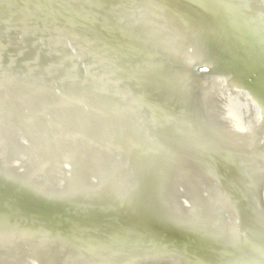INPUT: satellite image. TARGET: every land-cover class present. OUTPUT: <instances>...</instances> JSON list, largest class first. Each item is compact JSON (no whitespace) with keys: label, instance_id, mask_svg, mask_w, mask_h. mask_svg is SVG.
Instances as JSON below:
<instances>
[{"label":"bare ground","instance_id":"1","mask_svg":"<svg viewBox=\"0 0 264 264\" xmlns=\"http://www.w3.org/2000/svg\"><path fill=\"white\" fill-rule=\"evenodd\" d=\"M74 1L0 0L5 85L0 97L28 109L16 93L21 84L30 99L44 101L55 113L50 131L36 137L45 148L0 142V234L19 238L23 248L6 260L7 240L0 244V261L254 264L264 249V0H80L82 6ZM215 7L226 9L235 21L244 62L227 59ZM203 22H211L215 43ZM191 35L188 48L176 46ZM152 53L163 59L164 68H173L171 80L162 79V62ZM207 62L220 69L196 75L194 66L203 72ZM37 70L45 75L39 78ZM181 72L186 79L176 81ZM113 74L138 90L153 119L134 105ZM152 76L154 86L137 80ZM203 98L198 112L205 118L195 116L186 138L182 103L197 111L195 102ZM74 110L82 112V119L74 117ZM208 115L215 135L235 151L199 138ZM148 125L185 155L162 150ZM70 126H76L78 138L63 148L61 137ZM101 134L105 140H92ZM229 153L242 160L245 188L236 192L248 201L254 223L246 220L244 234L259 247L250 243L247 249L240 239L233 190L222 192L187 161L194 157L225 176L216 161L226 163ZM138 186L151 194L147 202ZM152 227L158 232L146 234ZM159 231L169 237L158 236ZM146 246L167 250L153 255Z\"/></svg>","mask_w":264,"mask_h":264},{"label":"water","instance_id":"2","mask_svg":"<svg viewBox=\"0 0 264 264\" xmlns=\"http://www.w3.org/2000/svg\"><path fill=\"white\" fill-rule=\"evenodd\" d=\"M189 2H191V0H188ZM208 1V0H207ZM77 5H81L82 6V1L80 0H75L74 1ZM216 8V20H217V28L223 30L224 33V40H225V44L227 46V48L229 49L227 51V59L231 62L234 61H240V62H244V59L240 57V50L242 48V46L239 44V40L237 38V34L236 31L234 30V23L235 21L230 17V15L227 13L226 9L222 8V7H215ZM205 12V11H204ZM208 14V13H205ZM210 21H212L210 19ZM205 24H203V26L206 28L207 31V38L211 43H215L217 40L216 38L218 37L216 32L211 31L210 29V23L211 22H203ZM194 36L191 35L189 37H185L181 40H179L176 43V46L182 47V48H188L191 44V39H193ZM126 44H128L127 42H125ZM153 52V50L151 51ZM170 53V58L174 59L175 57V53L173 52H169ZM152 55L156 56L155 58H157L158 60H161L162 64H159V67H165V63L163 61V59L157 54V53H152ZM97 58L94 59V61ZM209 67L208 70L200 72L198 71V67L200 65H195L194 66V73L198 76H202V77H207L208 75L214 73L215 71H218L220 68H217L215 63L213 62H207L206 63ZM132 66V64H131ZM174 69H178V68H174ZM173 68H171V66H168L166 68H164V70H162L160 74V76L162 77L163 80H171V77L173 76V72H172ZM38 71V70H37ZM160 73V72H159ZM45 75L44 71L39 70L37 72V76L39 78H42ZM113 77H115V82L120 85L124 91L133 99V103L134 105H136V107H140L142 109V111L144 112V114L147 116V118H151L153 119L150 109L148 108L144 98L141 97V95L138 93V90H136L135 88H133L128 81H126L124 78L120 77V76H116V74H113ZM176 81L179 80H185V74L184 72L180 73V75L176 76ZM4 79L0 78V87H4ZM138 82L141 83L142 85H144L145 83L151 84L152 86L155 85L154 82V77L152 76L151 78L145 79V80H141L138 79ZM18 92L19 95H21L20 97H22V99L27 102L30 106L28 107V109L26 108L21 109L18 106L15 105H9L8 102L0 97V111H3L4 113L7 114V117H5L4 119L0 118V142H4V143H15V144H19L22 143L28 147H34L36 149H42L45 148V144L43 142H40L36 137L37 134H45L46 132L50 131V121H52L55 117V113L54 110H52L51 106L47 105L44 101H41L40 103L36 104L32 99H30L27 95H26V91L23 90V87L21 86V84H19L17 86L16 89V93ZM169 100L172 101V103L178 102L177 99L173 98V97H168ZM159 100H162V97H160L157 101L159 102ZM204 98L203 99H199L197 102H195L196 106H197V111L195 108H193V106H189L185 103L183 104V108H182V112L184 115H182V124L181 127L182 129L185 131L186 138H189V126L190 123L193 121V119H195V116H200L202 118H205V113L204 112H198V110H200V106L202 104V102H204ZM163 104H166V101H162ZM36 105V106H35ZM74 117L76 119H82V112L78 111V110H74L73 112H71ZM178 116H176L177 118ZM211 117L208 115V117L206 118V122L204 123L203 127H201L200 133H199V138H202L204 140H210L212 142V146L222 150L221 148H223L224 151H229V152H233L235 151V149L233 148V145H230L229 143H227L225 141V139H218L217 134L215 135V133L213 132V122L210 119ZM180 118H178L176 121H179ZM149 129H150V134H152L157 141V145L162 149L167 151L168 153H172L173 155H180V157H183L185 154H180L181 152H174L175 149L171 148L170 144H168L167 140H164L159 132V128L154 127L152 125H148ZM71 129L70 131L65 134L62 135L61 137V147L66 148L69 147V145H71L72 143H74L76 141V139L78 138V133H77V129L76 126H70ZM18 129V130H16ZM21 133V134H20ZM167 135V134H166ZM92 140L99 142L100 140H105V136H103L102 134L99 136H95ZM105 145V144H104ZM106 146V145H105ZM194 146H196L197 149L201 150L202 152H205V147L199 145L198 143H194ZM73 147V146H72ZM74 148V147H73ZM77 150V148H74L73 152ZM212 160H215L214 158H212ZM227 162H221V161H216V163L218 164V168L220 169V171H223L225 173V176L221 175L218 172H215L212 169H208L203 163L198 162V160L194 157L189 158L187 161H189V163L195 167V169L198 171V173H203L204 175H206L215 185H217L219 187V189L222 192H227L228 190H233L234 192V200H235V204H236V212H237V223H238V229L240 232V239L243 243H245L247 249H249L248 247L250 243H252L253 245H257L255 242V240L249 239V235L244 234V232L247 231L246 228V220L248 222H250L251 224H254L252 219H251V215L249 212V203L248 201L242 197L241 195H239L236 191L243 187L245 188L241 183V179H242V175L243 172L241 170V159L240 157H238V155H234L231 156V154L229 153V156L227 157ZM192 161V162H190ZM234 170V171H233ZM90 172H92V170H89ZM234 172V173H233ZM119 184H116V187ZM140 188V192L142 193V198L144 199V201H148V199H150L151 194H149L147 196V193L145 194V191H142V189L144 190L145 187L142 186H138ZM138 188V189H139ZM152 193V192H151ZM248 194L249 196H251V202L252 204L255 206H257L258 212L261 211V205L259 203L258 198L256 197V194L253 190H248ZM258 202V203H257ZM144 204V203H143ZM258 204V205H257ZM144 206V205H142ZM263 209V206H262ZM115 210V209H113ZM140 211V209H138ZM110 213V211L108 212ZM245 214V216H244ZM255 226V230L256 232H258V229ZM150 232H158L157 229H155L154 227L147 229L146 234L150 233ZM259 234V233H258ZM158 236H167L169 237V234L159 231V233L157 234ZM261 236V235H259ZM19 239V238H18ZM18 239H9L6 234L1 233L0 234V244L5 245L6 241L8 240L10 245L7 248V255H6V260H10L11 257L15 256L16 253L19 251V248H22L20 243L18 242ZM160 239V238H159ZM171 239H167V241H170ZM167 241H165L162 245H166ZM259 245V244H258ZM256 247H259V246ZM260 247H264V246H260ZM23 249V248H22ZM146 250L148 251V254H159L164 252L165 250H167V247L163 246L161 249H159L157 247L156 250H153L150 248V246H146ZM195 261H198V257L196 258ZM254 264H264V258L260 256H257L253 262ZM0 264H12L10 262H1Z\"/></svg>","mask_w":264,"mask_h":264},{"label":"snow or ice","instance_id":"3","mask_svg":"<svg viewBox=\"0 0 264 264\" xmlns=\"http://www.w3.org/2000/svg\"><path fill=\"white\" fill-rule=\"evenodd\" d=\"M260 255L262 258H264V249L261 250Z\"/></svg>","mask_w":264,"mask_h":264}]
</instances>
